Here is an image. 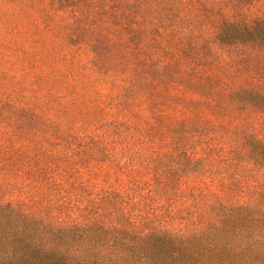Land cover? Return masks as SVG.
<instances>
[{"label":"rangeland","instance_id":"obj_1","mask_svg":"<svg viewBox=\"0 0 264 264\" xmlns=\"http://www.w3.org/2000/svg\"><path fill=\"white\" fill-rule=\"evenodd\" d=\"M73 4L0 0V202L71 222L133 205L136 216L151 208L179 213L192 207L193 188L220 194L219 186H192L190 173L181 186H165L170 172L158 165L189 151L188 134L173 129L190 120L249 125L264 137V112H241L227 98L242 84L264 89L258 73L213 66L188 41H159L153 59L149 49L120 43L125 23L100 25L106 16L93 8L79 18L89 16L86 24L103 38L96 51L81 48L82 38L72 43L75 31L67 29L85 24L70 20ZM248 14L264 17V0ZM250 184L263 188L264 171Z\"/></svg>","mask_w":264,"mask_h":264},{"label":"trees","instance_id":"obj_2","mask_svg":"<svg viewBox=\"0 0 264 264\" xmlns=\"http://www.w3.org/2000/svg\"><path fill=\"white\" fill-rule=\"evenodd\" d=\"M55 1L64 9L67 1L75 2L70 20L85 24L67 29L75 31L72 43L82 38L81 48L96 51L103 38L102 30L86 24L91 23L89 16L79 18L93 8L106 16L100 25L114 19L125 23L117 29L120 43L149 49L153 59L158 58L159 41H188L211 65L251 68L264 83V17L248 14L258 0ZM62 42L67 46L66 38ZM124 80L127 88L130 82ZM227 98L241 112H264V89L259 86H236ZM181 124L173 130L188 134L190 149L170 153L161 165L156 162L170 172L165 186H181L182 177L190 173L192 186H219L220 194L193 188L192 207L179 213L168 208L156 214L151 208L136 216L133 205L126 212L119 207L114 215L91 211L84 220L71 222L2 201L0 251H5L0 252V264H264V187L248 188L264 171V137L249 125Z\"/></svg>","mask_w":264,"mask_h":264}]
</instances>
